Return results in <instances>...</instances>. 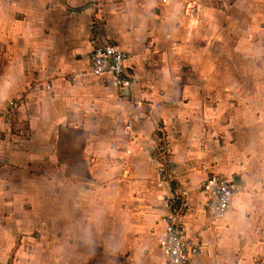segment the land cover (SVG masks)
<instances>
[{
    "label": "crops",
    "instance_id": "crops-1",
    "mask_svg": "<svg viewBox=\"0 0 264 264\" xmlns=\"http://www.w3.org/2000/svg\"><path fill=\"white\" fill-rule=\"evenodd\" d=\"M228 1L0 0V210L24 226L4 235L37 233L32 264H89L81 243L167 264L172 197L193 264H264V5ZM96 38L130 54L142 106L91 75ZM62 127L88 133L91 179L66 175ZM221 175L242 189L211 226L201 184Z\"/></svg>",
    "mask_w": 264,
    "mask_h": 264
},
{
    "label": "built area",
    "instance_id": "built-area-1",
    "mask_svg": "<svg viewBox=\"0 0 264 264\" xmlns=\"http://www.w3.org/2000/svg\"><path fill=\"white\" fill-rule=\"evenodd\" d=\"M129 58L130 54L111 39L96 38L91 54V75L96 78L108 77L120 98L133 97V102L137 106H142V101H138V98L132 94L134 79L127 65ZM21 105L20 100L11 101L4 110V116ZM0 116L2 117V114ZM130 124L126 126L127 131L132 129ZM131 141L134 139L132 138ZM241 189L234 179L223 176H210L202 182L201 190L208 199L207 212L211 226H216L227 219ZM165 207L168 214L164 218L166 229L160 239V247L166 263L193 264L200 249L185 237L181 229V212L173 197L166 200Z\"/></svg>",
    "mask_w": 264,
    "mask_h": 264
},
{
    "label": "rangeland",
    "instance_id": "rangeland-1",
    "mask_svg": "<svg viewBox=\"0 0 264 264\" xmlns=\"http://www.w3.org/2000/svg\"><path fill=\"white\" fill-rule=\"evenodd\" d=\"M259 3L264 5V0H257ZM228 0H217L218 5L225 7L228 4ZM158 151L155 152V156L159 155ZM224 177V175H221ZM74 181L84 180L78 177H71ZM10 213V209L0 210V264H32L34 259V241L38 239V235L29 233L22 236H7L4 235V227L10 226L12 228L24 227L23 224L19 223L17 214L13 216L11 221L6 219ZM19 216V215H18ZM23 223V221H22ZM25 223V220H24ZM21 244L22 251L19 252V245ZM78 252L84 254L83 261L87 259L89 264H126L125 260L117 255L111 254L105 250L101 244H86L81 243L78 246Z\"/></svg>",
    "mask_w": 264,
    "mask_h": 264
},
{
    "label": "trees",
    "instance_id": "trees-1",
    "mask_svg": "<svg viewBox=\"0 0 264 264\" xmlns=\"http://www.w3.org/2000/svg\"><path fill=\"white\" fill-rule=\"evenodd\" d=\"M87 140L88 133L82 129L70 127L60 129L58 157L60 163L66 166V175L70 178L91 179L89 165L84 155Z\"/></svg>",
    "mask_w": 264,
    "mask_h": 264
},
{
    "label": "water",
    "instance_id": "water-1",
    "mask_svg": "<svg viewBox=\"0 0 264 264\" xmlns=\"http://www.w3.org/2000/svg\"><path fill=\"white\" fill-rule=\"evenodd\" d=\"M235 183L239 186H241V181H240V178L239 177H236L235 178Z\"/></svg>",
    "mask_w": 264,
    "mask_h": 264
}]
</instances>
